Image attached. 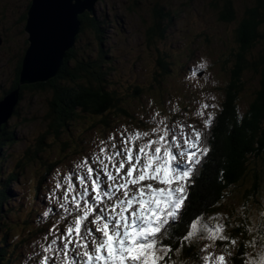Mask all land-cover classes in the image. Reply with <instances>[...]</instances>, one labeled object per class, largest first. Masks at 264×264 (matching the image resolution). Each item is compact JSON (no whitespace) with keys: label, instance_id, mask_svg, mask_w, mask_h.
Masks as SVG:
<instances>
[{"label":"rangeland","instance_id":"374dc122","mask_svg":"<svg viewBox=\"0 0 264 264\" xmlns=\"http://www.w3.org/2000/svg\"><path fill=\"white\" fill-rule=\"evenodd\" d=\"M30 1L0 0V36L4 40L0 45V84L4 86L13 85L14 65L20 51L28 45L29 34L25 31L22 15L27 12ZM230 2L235 18L225 21L220 17L222 1L218 7L214 5L215 0L96 1L95 13L103 21L99 38L88 29L85 32L81 29L74 51L97 57L102 50L108 56L110 88L117 92L131 118L123 114L118 118L113 114L104 125L102 117L82 115L70 125L68 132L57 136L48 132L47 114L56 99L53 90L42 88V85H38L40 90L23 89L17 111L8 119L5 128L13 139L4 149L0 174V182L8 186L12 196L2 205L5 223L0 226V244L6 238L3 248L9 264H28L27 258L32 253L30 244L58 218L38 220L46 210L45 197L53 188L54 175L58 169L66 173L74 161L91 152L93 141L104 139L125 125L129 129L146 125L147 129L149 124L141 118L157 111L162 117L179 115V123L195 124L201 129L203 122L195 113L204 102L216 105L208 109L215 118L231 79L229 67L223 62L227 56L238 53L240 43L235 37L236 30L256 0ZM156 4L164 6L172 19L165 24L164 39L149 44L146 31ZM263 30L264 25L259 28ZM261 45L257 44L254 54L259 52ZM158 51L163 53L170 69L167 73L157 63ZM242 82L244 91L240 102L244 113L261 87L260 74L248 70ZM1 91L2 87L0 94ZM186 104L191 114L185 116L179 109H184ZM256 163V169L251 170L219 208L212 211V214H221L222 221H231L228 233L242 217L251 218L257 210L264 211V189L252 194L255 175L263 178L264 174V159L259 158ZM260 185L264 188V183ZM242 231L246 233L244 226ZM198 245L200 243L191 248ZM222 252L223 249L217 253Z\"/></svg>","mask_w":264,"mask_h":264},{"label":"snow or ice","instance_id":"6c2138e0","mask_svg":"<svg viewBox=\"0 0 264 264\" xmlns=\"http://www.w3.org/2000/svg\"><path fill=\"white\" fill-rule=\"evenodd\" d=\"M61 22L52 14L41 24L54 32ZM215 107L200 104L202 129L151 112L141 118L146 130L121 126L93 141L66 173L58 169L38 220L58 218L30 244L28 264H182L184 249L198 242L201 264H229L241 245L242 264H264V211L245 217L242 242L226 233L221 214L186 215L188 189L210 151L203 137ZM217 242L224 252L214 250Z\"/></svg>","mask_w":264,"mask_h":264},{"label":"trees","instance_id":"16d2710c","mask_svg":"<svg viewBox=\"0 0 264 264\" xmlns=\"http://www.w3.org/2000/svg\"><path fill=\"white\" fill-rule=\"evenodd\" d=\"M221 1L224 6L221 8L220 17L225 21H231L235 18L232 3L230 0H215L214 5L218 7ZM31 2L32 0L29 2L28 9ZM27 17L28 10L22 15L25 26ZM80 19L82 31L85 32L88 29L99 38L103 26L102 19L88 12L81 14ZM171 19L172 15L167 12V9L156 4L152 12L151 24L146 31L149 44L156 42V39H164L165 24ZM263 25L264 0H256L254 7L245 12L236 30L235 37L240 43L238 53L227 56L223 62L226 67H229L231 79L227 84L226 96L215 117L214 125L207 132V145L211 148V152L201 165L198 174L195 175V184L188 200L186 215H191L194 210L213 213L212 211L219 208V204L237 188V185L246 178L250 171L256 169L255 165H258L256 161L259 158L264 159V30L259 31ZM258 43L262 44L261 49L254 54ZM28 46L29 42L26 48L20 51L17 63L14 65L15 77L11 87L13 89L20 86V72ZM74 49L73 47L67 52L61 70L55 78L46 83L20 86L21 96H23V89L40 90L38 85H42L41 87L47 90H53L56 99L51 103V110L47 114L48 132L60 136L62 132H68L70 125L82 115L91 114L102 117L101 121L104 125L108 123L106 119L113 114L118 118L121 114L131 118V115L121 105V98L117 96V92L110 88L111 62L108 56L103 54L102 50L97 57H93L91 54H78ZM157 63L162 67L163 72L170 71L160 51H158ZM248 70H255L260 74L261 87L257 90L247 111L242 113L240 102L241 93L244 91L242 76ZM136 89L135 94H138ZM16 111L17 106L14 113ZM6 125L7 122L2 125L0 133V174L5 159L4 149L13 139L5 132ZM262 177L255 175L252 194L261 193L264 189L260 185V182L264 183V174ZM8 189V186L4 187V183L0 182V226L5 223L2 205L5 204L7 198L12 197ZM247 217L251 219L250 216ZM244 220L245 217L239 219L234 229H230L229 232L241 242L248 239L247 233L242 231ZM229 224L232 225L231 222ZM179 227L183 228V224ZM5 243L6 238L0 244V264H9L3 248ZM197 250L198 247L185 248L184 252L195 258L194 253ZM243 251L242 245L236 248L232 256V264H242L240 253Z\"/></svg>","mask_w":264,"mask_h":264},{"label":"water","instance_id":"95a60500","mask_svg":"<svg viewBox=\"0 0 264 264\" xmlns=\"http://www.w3.org/2000/svg\"><path fill=\"white\" fill-rule=\"evenodd\" d=\"M96 1L32 0L25 26V31L29 34V46L22 62L20 86L47 82L56 77L67 52L75 45L76 37L81 30L80 15L85 12L94 15ZM52 14L62 21L54 32L41 24L43 19ZM20 86L5 93L0 99V133L2 125L15 111L19 101Z\"/></svg>","mask_w":264,"mask_h":264},{"label":"flooded vegetation","instance_id":"af4514ba","mask_svg":"<svg viewBox=\"0 0 264 264\" xmlns=\"http://www.w3.org/2000/svg\"><path fill=\"white\" fill-rule=\"evenodd\" d=\"M26 13V12H25ZM0 37H2V36H0ZM2 40H3V37H2ZM0 87H2V91H1V94H0V96H3V93H4V91H6V90H9V89H12L11 87H8V86H4V85H2V84H0Z\"/></svg>","mask_w":264,"mask_h":264},{"label":"clouds","instance_id":"9594fccd","mask_svg":"<svg viewBox=\"0 0 264 264\" xmlns=\"http://www.w3.org/2000/svg\"><path fill=\"white\" fill-rule=\"evenodd\" d=\"M90 14V13H89ZM96 14V13H95ZM91 15V14H90ZM81 29H82V27H81ZM1 39H2V37H0ZM77 38H78V35H77V37H76V41H77ZM2 42H3V40H2ZM29 42V41H28ZM73 47H75V45L73 46ZM72 47V48H73ZM16 88V87H15ZM14 88V89H15ZM13 89V88H12ZM12 89H9V90H6V91H4V93H3V96L5 95V93H7V92H9L10 90H12ZM21 91V90H20ZM3 96H2V98H3ZM1 98V97H0Z\"/></svg>","mask_w":264,"mask_h":264},{"label":"bare ground","instance_id":"6f19581e","mask_svg":"<svg viewBox=\"0 0 264 264\" xmlns=\"http://www.w3.org/2000/svg\"><path fill=\"white\" fill-rule=\"evenodd\" d=\"M97 1H98V0H97ZM94 5H95V4H94ZM94 15H97V14H94ZM60 70H61V68H60ZM60 70H59V72H60ZM57 75H58V74H57ZM57 75H56V76H57ZM47 82H48V81H47ZM19 96H21V94H20V93H19ZM13 180H14V179H13Z\"/></svg>","mask_w":264,"mask_h":264}]
</instances>
